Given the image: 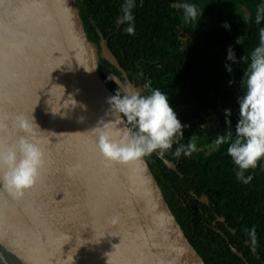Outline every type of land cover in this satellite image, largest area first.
Returning <instances> with one entry per match:
<instances>
[{
	"label": "water",
	"instance_id": "1",
	"mask_svg": "<svg viewBox=\"0 0 264 264\" xmlns=\"http://www.w3.org/2000/svg\"><path fill=\"white\" fill-rule=\"evenodd\" d=\"M100 57L125 84L100 69ZM104 77L133 87L106 41L100 52L89 41L76 0H0L3 135L15 139L23 115L38 126L45 155L22 197L0 185V246L21 264H205L146 160L109 163L96 149L91 130L113 119ZM0 259L9 264L1 251Z\"/></svg>",
	"mask_w": 264,
	"mask_h": 264
},
{
	"label": "trees",
	"instance_id": "2",
	"mask_svg": "<svg viewBox=\"0 0 264 264\" xmlns=\"http://www.w3.org/2000/svg\"><path fill=\"white\" fill-rule=\"evenodd\" d=\"M76 3L89 41L100 52L104 39L127 77L142 75L147 95L159 89L169 97L178 120L188 126L183 128L182 143L194 134L197 137L198 151L191 157L174 156L173 145L164 157L153 153L144 158L190 244L205 264H245L232 247L248 264H264V161L248 170L246 175H252L253 180L245 185L236 177L238 169L226 154V145L216 151L205 149L227 130L226 109L231 110L235 131L240 82L250 62L241 60L259 45L264 22L257 25L255 14L264 0H135L134 35L125 32L127 24L116 23L125 0ZM181 3L197 5L203 11L200 20L185 22ZM229 47L237 63L227 60ZM226 64L232 67L231 74ZM105 83L114 95L117 85L108 79ZM206 125L214 129L212 135L206 134ZM164 160L171 161L174 170L167 168ZM202 195L208 206L194 197ZM218 217L225 219L228 228L218 221L212 227ZM253 226L258 241L255 255L245 231ZM0 251L9 264H21L1 246Z\"/></svg>",
	"mask_w": 264,
	"mask_h": 264
},
{
	"label": "clouds",
	"instance_id": "3",
	"mask_svg": "<svg viewBox=\"0 0 264 264\" xmlns=\"http://www.w3.org/2000/svg\"><path fill=\"white\" fill-rule=\"evenodd\" d=\"M135 0H125L122 15L117 17V24H127L124 29L129 35L135 34L133 9ZM185 22L200 20L203 11L191 3H181ZM264 22V5L257 8L255 23ZM225 28H229L227 23ZM240 82L242 95L239 98V120L233 132L231 126V110H225L227 130L216 135L210 147L213 151L226 145V154L231 158L236 170V177L247 185L253 180L246 175L248 170L256 169L264 161V27L259 29V45L249 56H243L246 62ZM227 60L237 63L235 52L228 49ZM231 74L233 69L225 65ZM117 82L114 77H110ZM118 83V82H117ZM230 85L234 83L229 81ZM119 87L115 94L108 98L110 114L113 119L105 122L101 119L91 130L96 136V149L109 163L128 164L139 162L143 158L156 153L159 157L176 145L174 156L182 154L191 157L198 151L197 137L192 135L187 143L184 139L182 125L176 112L169 103V97L159 89L148 95L129 85ZM83 119V118H81ZM17 135L10 139L3 135L6 125L0 121V185L13 198L22 197L25 191L32 189L39 180L40 171L45 163L41 137L37 135L38 126L23 115L15 120ZM250 243V250L255 255L257 248V232L255 226L245 230Z\"/></svg>",
	"mask_w": 264,
	"mask_h": 264
},
{
	"label": "flooded vegetation",
	"instance_id": "4",
	"mask_svg": "<svg viewBox=\"0 0 264 264\" xmlns=\"http://www.w3.org/2000/svg\"><path fill=\"white\" fill-rule=\"evenodd\" d=\"M105 60H100V63H101V65H104V66H106V61L104 62ZM100 65V66H101ZM107 67V66H106ZM108 68V67H107ZM126 76H127V74H126ZM118 78L125 84V79H124V77H123V75H122V73H121V77L120 76H118ZM128 78V80H129V82L131 83V84H133V87L134 88H136V89H138V90H141V94L142 95H147V92H148V90H147V87L145 86L146 84H145V82L143 81V78H142V75L140 74L139 76H132V77H127ZM104 80L106 81L107 80V78H105L104 77ZM109 80V79H108ZM114 85H116V84H114ZM118 87V86H117ZM168 168V167H167ZM202 196H204V195H202ZM202 196H200L199 198H197L196 196H194L200 203H203V202H201V197ZM208 201V200H207ZM204 204H206L207 206L209 205V201L207 202V203H204ZM222 219V221H219L218 219ZM220 222V223H223V225L226 227V228H228V226H227V224H226V222H225V219L224 218H221V217H218L217 218V220L216 221H214V222H211V225H212V227H215L216 226V222ZM217 231H219V230H217ZM231 231V233H235V231H233V230H230ZM220 232V231H219ZM221 233V232H220Z\"/></svg>",
	"mask_w": 264,
	"mask_h": 264
},
{
	"label": "rangeland",
	"instance_id": "5",
	"mask_svg": "<svg viewBox=\"0 0 264 264\" xmlns=\"http://www.w3.org/2000/svg\"><path fill=\"white\" fill-rule=\"evenodd\" d=\"M101 59L104 60V59L101 58V57L99 58V67H100V69L112 72V70H111L110 68H107L106 66L101 65V63H100V60H101ZM100 65H101V66H100ZM213 133H214V129H213L211 126L209 127V126L206 125V134H207V135H212ZM209 138H210V137H209ZM209 138H208V139H209ZM208 139H207V140H208ZM210 145H211V144L208 142L207 145L205 146V149H206L207 151H210V148H211Z\"/></svg>",
	"mask_w": 264,
	"mask_h": 264
}]
</instances>
